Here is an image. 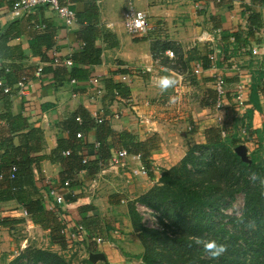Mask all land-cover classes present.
I'll list each match as a JSON object with an SVG mask.
<instances>
[{
  "label": "crops",
  "instance_id": "obj_1",
  "mask_svg": "<svg viewBox=\"0 0 264 264\" xmlns=\"http://www.w3.org/2000/svg\"><path fill=\"white\" fill-rule=\"evenodd\" d=\"M60 2L70 5L76 15L91 5L99 10L100 31L96 44L103 51L102 63L94 68H80L100 78L103 93L98 94L90 80L72 84L69 75L57 76L56 67L40 55L46 54L50 60L58 55L66 60L80 54L84 49L80 37L83 27L78 20L67 26L55 13L42 7L28 17L12 20L10 10L13 1L0 0V81L11 89L6 94L0 88V166L4 159L15 161L28 153L35 161L32 169L36 189H29L24 184L25 197L28 200H42L49 212L60 210L67 220L70 234L77 233L76 226L82 227L86 234L84 244L90 239L101 238L103 242L100 244L94 241L88 244V257L102 254L109 264H121L124 259L121 258L120 247L129 254L131 252L127 249L132 244L128 238L137 239L129 217L128 203L149 192L160 180L162 172L177 166L193 146L206 144L208 130L234 128L233 106L219 112L215 110L216 92L212 73L204 70L202 75L194 76L191 72L210 48L215 45L219 48L224 34L248 31L244 6L260 14L264 25V0H246L244 3L239 0ZM151 2L154 4L151 5ZM130 3L159 22V25L154 24L157 29L149 38L138 39L128 34L124 25V12ZM256 37L261 43L253 42L252 48L260 46L264 53V28ZM47 39L53 44L52 49L47 47ZM168 42L171 44L166 45ZM34 44L36 50L33 49ZM166 51H173L176 59L165 56ZM159 58L161 62L156 64ZM234 59L239 60L248 72L245 82L250 110L254 77L253 70L245 66L251 60H264V54ZM39 67L44 71L41 77L36 75ZM143 67H152L153 73L135 75V71ZM221 68L231 103L239 77L231 67L225 68L221 64ZM122 76H127L126 82ZM164 76L173 77L177 83L167 90L162 89L159 80ZM24 77H28V82L22 95L18 82ZM181 79L184 80V94L179 100L175 96V89ZM114 86L127 91L129 96L123 98L132 100V103L114 97ZM172 97L176 98L175 102H170ZM260 101L264 111V93L260 95ZM74 115L90 117L94 122L98 116L107 117L105 123L112 130L132 134L140 142L157 136L159 148L150 159L154 179L148 175H138L144 165L137 156H128L116 164V156L124 150H113L112 158L102 171L93 175L79 171V166H73L69 159L65 160L67 156L64 153L72 152L77 143L64 129V124ZM263 125L264 112L255 111L253 130H261ZM96 126L83 130L81 138L85 144L95 145V149L99 145ZM32 131L37 133L39 140L33 138ZM250 138L240 147L245 149L250 145L255 146L263 136L255 133ZM60 139L65 141L64 146L68 149L56 156ZM108 143L111 145L113 139L109 138ZM81 156L88 161L95 160L87 148H84ZM71 177L76 179L77 185L72 189L61 188L62 182ZM138 180L141 186L136 184ZM55 190L57 193L52 194ZM71 192L77 199L76 202L68 203L66 196ZM57 195L64 198L66 205L57 203ZM0 218L25 220L24 224L16 227L24 226L28 231L24 239L16 241L13 237L15 229H0V249L9 246L13 249L17 247L19 251L28 247L37 248L34 246V241L38 240L36 234L42 233L48 240L49 249L46 250L56 253L70 264L67 255L71 254L69 249L75 248L76 240L66 250L52 246L50 231L33 224L17 201L0 202ZM75 221L81 224L77 225ZM119 228L127 235L120 233Z\"/></svg>",
  "mask_w": 264,
  "mask_h": 264
},
{
  "label": "trees",
  "instance_id": "obj_2",
  "mask_svg": "<svg viewBox=\"0 0 264 264\" xmlns=\"http://www.w3.org/2000/svg\"><path fill=\"white\" fill-rule=\"evenodd\" d=\"M244 7L248 31L224 34L219 46L224 58L220 66L242 55L254 57L253 42L261 43L256 36L264 28L262 17L251 8ZM77 20L83 27L80 33L83 51L72 58L74 66L70 70L63 66H53L56 67L57 76L69 75L71 80L79 82L94 77L92 72L80 67L94 68L101 65L103 51L96 44L100 31L98 8L89 6L86 11L77 14ZM108 36L109 34L106 37ZM35 45L34 50L37 48ZM46 45L49 49L53 48L48 39ZM212 52L213 48H210L199 60L206 70L210 67L209 56ZM40 55L45 61L53 64V60L47 58L46 54ZM245 67L253 70L251 72L254 84L250 99L252 108L244 115H240L233 108L234 128L226 129L230 136L222 139L220 130H208L206 144L193 146L177 166L162 172L160 180L149 192L128 203L132 228L144 251L141 255L131 256L120 249L127 259H136L141 264H264V159L260 150L252 154L250 161L242 158L237 152L240 145L248 138L251 139L253 134H261L264 138V125L261 130H253L255 111L262 114L264 112L260 101V95L264 93V60H251ZM114 89V97L116 93L121 97L129 96V93L119 86H114ZM226 91L229 93L227 82ZM78 117L80 116L74 115L64 124V129L69 132L70 137L77 141L65 160L69 159L73 166H79V171H87L93 175L102 171L107 161L112 158L113 150H124L129 156H140L148 176L154 179L150 159L152 153L159 148L157 136L140 142L132 134L112 130L107 123L96 126L94 120L87 116L80 117L82 123H79ZM94 126L98 133L97 149L95 145H87L83 139L77 138L78 133ZM243 129H246V136L242 132ZM36 134L35 131L31 132L33 138L39 140ZM109 138L113 139L111 145L108 143ZM64 142L59 140L56 156L68 149ZM84 148L88 149L90 155H94L93 162L83 163L81 153ZM34 162L28 153L15 161L4 159L0 166V175L5 176L0 180V202L17 201L33 224L50 231L51 245L66 250L71 243L68 240L67 220L63 218L62 212H49L42 200H28L25 197L24 186L36 189L32 169ZM13 167L17 168V172L15 179L11 180L8 173ZM67 180L71 181L69 189L77 185L73 177L66 178L62 183ZM240 194L245 196V207L241 216L227 214V210ZM76 199L72 192L66 196L68 203L76 202ZM137 205L154 211L159 217L161 228L146 226ZM24 223L25 220L0 218V229H16V226ZM197 238L214 239L218 244L226 245L227 251L219 258H212L202 244L196 243ZM9 264L69 263L50 250L28 247ZM85 264L96 263L87 258ZM100 264L109 263L103 261Z\"/></svg>",
  "mask_w": 264,
  "mask_h": 264
},
{
  "label": "built area",
  "instance_id": "obj_3",
  "mask_svg": "<svg viewBox=\"0 0 264 264\" xmlns=\"http://www.w3.org/2000/svg\"><path fill=\"white\" fill-rule=\"evenodd\" d=\"M13 1L12 8L10 10V18L12 20H17L23 17H28L29 15L32 14L34 10H36L39 7H43L48 9L49 11L55 13L59 18H61L67 26H71L76 23L77 21V15L75 11L71 8L70 5H63L60 0H11ZM139 18L142 19L143 23L141 27H135V20ZM124 25L125 28L128 32V34L134 38L138 39H147L149 38L154 31L157 29V26L154 25L150 21V17L148 14L144 11L138 10L134 4L130 3L127 7V9L124 12ZM42 29H45L44 26H41ZM233 40V39H232ZM244 53V51H243ZM263 49L262 47L258 46L255 48H252V56L254 57H259L262 56ZM165 56H167L169 59L174 60L176 59V55L173 51H166ZM242 57H245V55H242ZM210 59V67L209 69H204L202 63H198L195 68H193L191 74L194 76H200L202 75L206 70L209 73H212V78L214 80V90L216 92V101H215V110L216 111H223L227 110L228 108H235V111L238 112L240 115H244L246 111L248 110L247 106V88H246V82L245 78L248 75V72L246 71L245 68L241 66V62L237 59H232L229 63L224 62L225 68L231 67L232 70L236 71L239 77V83L236 86V90L233 92L231 96L232 102L230 103L229 101V96L226 91V78L224 75V71L219 65L220 62L222 63L224 61L223 58V52L221 49H219L216 45L213 47V52L209 56ZM161 59H157L156 64H160ZM53 65L55 66H63L67 68H71L74 66V61L71 58H68L66 60H62L58 55L53 59ZM43 73V68L39 67L37 69L36 75L37 77H41ZM153 73V68L152 67H143L135 71V75H151ZM123 81H127V76H122ZM28 82V77L22 78L18 82V88L20 89V93L22 95L25 94L26 90V84ZM72 84H78L76 80L71 81ZM91 84L93 87H95L96 91L98 94L103 93V89L101 88V80L99 77H94L90 80ZM184 80L181 79L178 86L175 89V96L177 99L181 100L184 94L183 84ZM0 88L3 89V91L6 94H9L11 92V89L7 87L3 81H0ZM116 98L119 100H123L127 103H132V100L130 99H125L121 97L118 93H116ZM169 106V103L167 104ZM118 118V116H115ZM77 121L79 123H82V119L80 117L77 118ZM108 119L107 117H96L95 118V124H102L107 122ZM243 134L246 136V129H243ZM221 137L222 139H226L230 136V132L224 129H220ZM77 138L81 139L83 138L82 133L77 134ZM99 147V145H97ZM71 154L70 151L64 153L65 156H69ZM128 153L126 151L120 152L116 158H115V163L120 164L123 160V158L128 157ZM138 159H140V156H137ZM88 160L85 158L83 160V163H87ZM17 172V168L13 167L9 170V179L13 180L15 179V173ZM143 174L145 176L148 175V172L145 170L143 167L141 171L138 173ZM5 176L2 174L0 175V180H2ZM71 181L67 180L64 184H61V188L68 189L70 186ZM57 191H53L52 194H56ZM57 203L61 206L66 205L65 200L62 196L57 195ZM25 215L27 216V213L25 212ZM77 230V233H72L70 234L69 229L67 228V233H68V240L72 244L74 240H81L83 241L84 237H80L82 234H85L84 230L82 227H77L75 228ZM118 233L116 232V235ZM84 236V235H83ZM86 236V234H85ZM95 243L100 244L103 242L101 238L94 239L93 240Z\"/></svg>",
  "mask_w": 264,
  "mask_h": 264
},
{
  "label": "rangeland",
  "instance_id": "obj_4",
  "mask_svg": "<svg viewBox=\"0 0 264 264\" xmlns=\"http://www.w3.org/2000/svg\"><path fill=\"white\" fill-rule=\"evenodd\" d=\"M152 4H154V2H151V5ZM150 21L153 24L159 25V22H157V20L153 17H150ZM170 44L171 43L168 42V44L166 45H170ZM245 150H246V157L249 161L252 159V154L259 150L261 152V157L264 159V138H262V140H257V143H255V146L250 145V147L249 146L245 147ZM136 184L138 186H141V182L139 180L136 182ZM244 207H245V196L244 194H240L237 196L236 200L232 203L231 207L227 210L226 213L229 215L231 214V215H235L239 217L241 216L244 210ZM137 208L139 209V212L143 216L144 223L146 224V226H148L149 228H155V229L161 228L159 217L154 211L146 207H143L141 205L138 206ZM76 224L78 225L81 223L76 222ZM119 229L121 230V228ZM120 230L118 231L120 232ZM27 232L28 231L26 227L25 228L24 226L18 227L17 229H15L13 237L16 241H21L22 239H24ZM120 233H122L123 235H127L124 230H121ZM36 237L38 238V240L34 241L35 242L34 246H36L37 248H41V249H49L48 240L44 234L37 233ZM80 237H84L83 241L77 240L74 244L75 248L69 249L71 250V254H68L67 257L70 260V264H85V260L87 258L90 259V256L88 257L89 250L87 246L88 244L91 245L93 241L90 239V241L87 244H84L85 238H86L85 234H82ZM136 237L137 239L135 240H132V237L128 238L129 243H131L132 245L131 247L129 246L127 250H129V252H131L129 254L133 256L141 255L143 254V251H144L143 246L137 235ZM16 249L17 247L13 249L12 246L11 247L9 246L5 249H0V264H9L12 260L16 259L17 255L22 252L21 250L19 251ZM120 249L123 250L124 248L120 247ZM12 250H14V252ZM120 254H121V258L124 259V262L121 264H141V262L137 261L136 259H133V260L127 259L124 255H122L121 251H120ZM96 264H100V262H96Z\"/></svg>",
  "mask_w": 264,
  "mask_h": 264
},
{
  "label": "clouds",
  "instance_id": "obj_5",
  "mask_svg": "<svg viewBox=\"0 0 264 264\" xmlns=\"http://www.w3.org/2000/svg\"><path fill=\"white\" fill-rule=\"evenodd\" d=\"M142 19L137 18L135 20V27H141L142 26ZM177 81L171 77V76H164L161 77L159 80V86L167 90L169 87H173ZM176 98L172 97L170 102H175ZM197 244H202L204 250L212 257V258H219L222 256L226 251L227 247L224 244H218L216 240L210 239V240H201L200 238L196 239Z\"/></svg>",
  "mask_w": 264,
  "mask_h": 264
},
{
  "label": "water",
  "instance_id": "obj_6",
  "mask_svg": "<svg viewBox=\"0 0 264 264\" xmlns=\"http://www.w3.org/2000/svg\"><path fill=\"white\" fill-rule=\"evenodd\" d=\"M237 152H238V154L240 156H242V158H244L245 160H248L247 157H246V150L243 147H239L237 149ZM90 260L93 261L94 263H96V262L106 261V258L102 254H91L90 255Z\"/></svg>",
  "mask_w": 264,
  "mask_h": 264
}]
</instances>
